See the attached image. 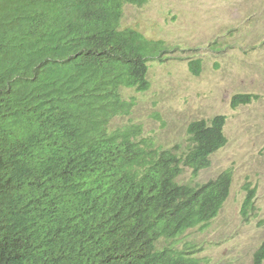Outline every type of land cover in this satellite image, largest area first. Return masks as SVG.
Returning <instances> with one entry per match:
<instances>
[{
    "label": "trees",
    "instance_id": "obj_1",
    "mask_svg": "<svg viewBox=\"0 0 264 264\" xmlns=\"http://www.w3.org/2000/svg\"><path fill=\"white\" fill-rule=\"evenodd\" d=\"M145 1L0 0V264H199L194 246L156 243L208 228L231 195L232 170L173 184L181 164L194 179L211 167L227 117L193 122L184 157L114 127L135 106L122 89L149 90V61L169 52L119 29L125 5ZM259 99L238 94L232 107ZM245 191L248 221L256 191Z\"/></svg>",
    "mask_w": 264,
    "mask_h": 264
},
{
    "label": "rangeland",
    "instance_id": "obj_2",
    "mask_svg": "<svg viewBox=\"0 0 264 264\" xmlns=\"http://www.w3.org/2000/svg\"><path fill=\"white\" fill-rule=\"evenodd\" d=\"M123 27L164 41L169 52L149 62V91L122 89L135 106L116 125L138 126L144 139L175 151L187 146L191 122L227 117V145L194 181L206 183L232 170L224 209L207 229L162 245L194 246L199 264H253L264 241V0H150L144 7L127 6ZM195 60L202 61L199 75L190 69ZM238 94L260 99L234 109ZM191 179L186 168L181 180ZM247 183L256 191V210L245 221Z\"/></svg>",
    "mask_w": 264,
    "mask_h": 264
},
{
    "label": "clouds",
    "instance_id": "obj_3",
    "mask_svg": "<svg viewBox=\"0 0 264 264\" xmlns=\"http://www.w3.org/2000/svg\"><path fill=\"white\" fill-rule=\"evenodd\" d=\"M149 2H150V0H146V1H145V4H144L142 7L146 6ZM127 6H134V5H125V7H124V13H123V18H124V14H125V8H126ZM136 7H139V6H136ZM123 18H122V21H121V27H120L119 29H120L121 31H122V30H126V29H132V28H124V27H123ZM134 30H135V29H134ZM136 31H137V30H136ZM138 32H139V31H138ZM140 33H141V32H140ZM141 34H142V33H141ZM142 35H143V34H142ZM143 36H144V35H143ZM144 37H145V36H144ZM145 38H146V37H145ZM146 39H147V38H146ZM147 40L150 41V42H155V41H151V40H149V39H147ZM157 42H158V41H157ZM162 57H163V56H162ZM158 59H160V58H158ZM151 60H154V59H151ZM151 60H150V61H151ZM150 61H149V62H150ZM148 74H149V71H148ZM148 74H147V78H148ZM194 75H195V74H194ZM148 80H149V79H148ZM149 81H150V80H149ZM150 83H151V82H150ZM150 88H151V87H150ZM124 89H129V88H124ZM134 90H136V89H134ZM149 90H150V89H149ZM149 90H147V91H149ZM136 91H138V90H136ZM147 91H138V92H147ZM122 96H123V95H122ZM126 101H127V100H126ZM131 101H132V100H131ZM133 101H134V100H133ZM134 103H135V101H134ZM133 109H134V108H133ZM132 111H133V110H132ZM131 113H132V112H131ZM127 116H129V115H127ZM217 116H218V115H217ZM123 117H125V116H123ZM215 117H216V116H215ZM119 118H120V117H119ZM117 119H118V118H116V119L114 120V122H113L114 127H123V126H118V125H116V120H117ZM211 119H212V118H211ZM211 119H210V120H205V119H203V120H205V121H207V122H210ZM197 121H202V120H197ZM197 121H195V122H197ZM192 123H193V122H191L190 125H191ZM190 125H189V126H190ZM226 126H227V124H226ZM226 126H225V129H226ZM136 127H137V128H140V127H138V126H136ZM140 129H141V128H140ZM224 132H225V130H224ZM188 134H189V127H188ZM225 135H226V133H225ZM226 137H227V136H226ZM140 138H141V139H144V138L142 137V132H141ZM145 140H147V139H145ZM152 144H153L152 148L159 149V150L161 149V150H163V152H168V151H169V152H173V153H175V154H177V155H179V156H181V157H184V156L190 151V148H193V146H194V143H193V141H192V136H191L190 134H189V141H188L187 146H186L185 148H182V147H181L180 149H177V150H175V151H174V150H169V149H168V150H167V149H164V148H162L161 146H155L154 143H152ZM222 149H223V148H222ZM222 149H221V150H222ZM219 151H220V150H219ZM219 151H218V152H219ZM216 153H217V152H216ZM216 153H215V154H216ZM215 154H214V155H215ZM214 155H213V156H214ZM213 156H212V157H213ZM181 168H182L183 172H182L181 175H179V176L176 178V180L173 182V184H179V185H180V184H189V183H190V184H193V185H195V184H202V183H195V182H194L196 178H195V179L193 178V174H192V179H191L190 181H184V180H181L182 176L184 175L185 169L188 168V167H186L185 165L181 164ZM188 169H190V168H188ZM208 169H209V168H208ZM190 170H191V169H190ZM205 170H207V169H205ZM203 171H204V170H203ZM191 172H192V170H191ZM201 172H202V171H201ZM201 172H200V173H201ZM197 178H198V177H197ZM229 197H230V196H229ZM255 198H256V196H255ZM228 199H229V198H228ZM227 201H228V200H227ZM227 201H226V202H227ZM254 201H255V199H254ZM225 204H226V203H225ZM224 206H225V205H224ZM223 209H224V207H223ZM223 209H222V210H223ZM222 210H221V212H222ZM221 212H220V213H221ZM219 215H220V214H219ZM217 218H218V217H217ZM217 218H216V219H217ZM216 219H215V220H216ZM215 220H214V221H215ZM214 221H213V222H214ZM213 222H212V223H213ZM212 223H211V224H212ZM198 228L203 229V230L207 229V228H202V227H198ZM195 229H197V228H195ZM192 230H194V229H192ZM188 232H189V231H188ZM186 233H187V232H186ZM186 233H185V234H186ZM185 234H184V235H185ZM184 235H183V236H184ZM176 240H177V239H176ZM162 241H163V240H161L159 243H156V248H157V250L163 251V250H165L164 247H166V246H167V247L170 246V245H162ZM165 241H166V240H165ZM173 241H175V240H173ZM169 242H172V241H169ZM263 242H264V241H263ZM263 242H262V243H263ZM262 243L260 244V246L262 245ZM260 246H259V248H260ZM175 247H176V246H175ZM189 247H191V246H189ZM259 248H258V249H259ZM258 249H257V251H258ZM179 250H180V249H179ZM257 251H256V252H257ZM256 252H255V253H256ZM192 256H193V254H192ZM253 258H254V257H253Z\"/></svg>",
    "mask_w": 264,
    "mask_h": 264
}]
</instances>
